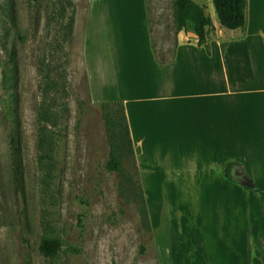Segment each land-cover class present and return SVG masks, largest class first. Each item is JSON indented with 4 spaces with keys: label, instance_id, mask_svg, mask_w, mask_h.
Masks as SVG:
<instances>
[{
    "label": "rangeland",
    "instance_id": "obj_1",
    "mask_svg": "<svg viewBox=\"0 0 264 264\" xmlns=\"http://www.w3.org/2000/svg\"><path fill=\"white\" fill-rule=\"evenodd\" d=\"M144 1L145 11L142 0H0V264H262L261 153L258 162L229 159L253 181L251 188L239 182L241 174L225 177L221 155L209 166L223 181L216 200L211 194L212 200L175 205L170 196L153 224L137 163L116 152L118 168L111 167L103 99L135 95L139 80L149 86L159 70L154 51L161 61L180 43L190 42L179 46L180 54L198 47L190 26L175 30V0ZM194 1L219 24L212 0ZM247 17L244 28L217 25L222 32L215 27L208 38H231L242 29L264 38V0H253ZM50 56L63 71L65 115L44 135L50 153L43 160L36 110L40 64ZM190 77L195 86L188 91H196L197 78ZM245 98L236 103L256 106L259 95ZM198 169L194 175L205 178ZM43 238L59 240L60 251L41 253Z\"/></svg>",
    "mask_w": 264,
    "mask_h": 264
},
{
    "label": "crops",
    "instance_id": "obj_2",
    "mask_svg": "<svg viewBox=\"0 0 264 264\" xmlns=\"http://www.w3.org/2000/svg\"><path fill=\"white\" fill-rule=\"evenodd\" d=\"M252 4L253 0H247L246 18ZM213 25L220 34L219 24ZM237 34L207 37L209 52L191 44V55L179 53V46L190 42L180 43L165 62H159L154 51L159 70L153 71L149 86L139 80L135 95L103 99L124 103L152 224L163 202L170 204V196L175 205L212 200L211 194L216 200L223 181L220 170L218 173L212 165L220 162L221 155L226 161L249 162L252 157L258 162L261 153L258 165L264 166V61L259 59L264 38L249 35L247 29ZM192 75L197 78L196 91H188L195 86V81L189 80ZM249 81L255 85L244 87ZM249 94L259 95L256 106L253 102L240 107L237 99L248 101L245 97ZM198 168L208 173L205 178L194 175L200 172ZM186 219L183 217V222ZM174 229L171 225V235Z\"/></svg>",
    "mask_w": 264,
    "mask_h": 264
},
{
    "label": "trees",
    "instance_id": "obj_3",
    "mask_svg": "<svg viewBox=\"0 0 264 264\" xmlns=\"http://www.w3.org/2000/svg\"><path fill=\"white\" fill-rule=\"evenodd\" d=\"M246 3L247 0H212L219 25L227 29L244 28L246 24ZM174 5L175 30L181 31L185 27L190 26L194 43L197 46L205 47L206 52H209L207 37L210 31L213 30L214 25L203 6L199 5L194 0H175ZM72 22L73 20L70 19L68 24L70 30L72 29ZM11 55L13 57L14 52H12ZM52 59L53 56H50V60H44L40 64L41 82L39 89L41 99L36 110V123L38 126L40 158L43 160H49L48 153H50L44 135H47V132H51L50 128L56 126L58 121L65 115L64 99L66 88L63 82L64 75H62L63 71L60 70L59 65L53 64ZM159 62H165V60H159ZM101 111L111 146V167L113 169L118 168L116 152L119 154H128L134 165H136L124 103L122 101L104 102L101 104ZM10 141L13 159L15 162H18L20 153L19 148L17 146L15 147V137L12 136ZM238 165V162L233 160L225 162L223 174L227 179L234 180L231 170L234 167H238ZM140 191L143 193L141 186ZM142 205L145 220H147L149 226V219L144 201ZM38 248L40 252L45 255L55 254L60 251L61 243L57 239L43 238ZM260 261L264 264V250L261 253Z\"/></svg>",
    "mask_w": 264,
    "mask_h": 264
},
{
    "label": "water",
    "instance_id": "obj_4",
    "mask_svg": "<svg viewBox=\"0 0 264 264\" xmlns=\"http://www.w3.org/2000/svg\"><path fill=\"white\" fill-rule=\"evenodd\" d=\"M241 181H239L242 185H245L248 188L253 186V181L248 178L243 172H241Z\"/></svg>",
    "mask_w": 264,
    "mask_h": 264
},
{
    "label": "flooded vegetation",
    "instance_id": "obj_5",
    "mask_svg": "<svg viewBox=\"0 0 264 264\" xmlns=\"http://www.w3.org/2000/svg\"><path fill=\"white\" fill-rule=\"evenodd\" d=\"M231 172H232L233 175L241 174V172L239 171L238 167L232 168Z\"/></svg>",
    "mask_w": 264,
    "mask_h": 264
}]
</instances>
